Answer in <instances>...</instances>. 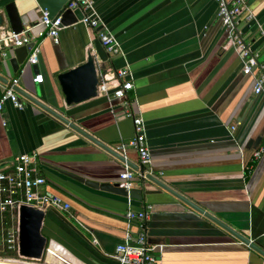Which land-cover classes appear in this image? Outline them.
I'll use <instances>...</instances> for the list:
<instances>
[{
  "label": "crops",
  "instance_id": "0c3cea01",
  "mask_svg": "<svg viewBox=\"0 0 264 264\" xmlns=\"http://www.w3.org/2000/svg\"><path fill=\"white\" fill-rule=\"evenodd\" d=\"M10 2L23 28L39 20L34 0H0V9ZM93 2L123 53L109 54L106 61H99L98 69L102 73L125 65L130 69L128 108L143 119L155 177L264 250V94L253 93L251 78L241 73L233 48L223 47L224 32L214 1ZM245 5L248 11L240 13L238 27L258 52V60L264 61L260 34L264 33V0H245ZM248 12L253 18L245 20ZM6 31L0 28V35ZM57 37V44L43 38L34 66L26 63L19 70L18 65L15 72L7 61L15 47L4 49L7 58L0 54V94L13 78H17L15 88L32 89V77L41 74L45 103L122 160L24 98L20 97L21 109L4 101L0 108L2 168L11 169L18 154L36 153L44 178L41 190L68 203L66 211L58 212L70 223L44 209L40 233L45 244L40 259H8L17 264H115L112 254L123 237L125 197L89 187L50 167L91 181L118 182L123 160L137 164V155L128 145L131 121L121 116L120 101L115 98L95 95L64 104L56 75L83 63L88 52L93 58L96 37L94 29L77 21L61 27ZM120 145L125 147L124 157L117 151ZM133 188L142 190V198H131L129 208L151 206L146 240L161 246L158 264H264L263 255L152 181L134 179Z\"/></svg>",
  "mask_w": 264,
  "mask_h": 264
},
{
  "label": "built area",
  "instance_id": "2783aa9c",
  "mask_svg": "<svg viewBox=\"0 0 264 264\" xmlns=\"http://www.w3.org/2000/svg\"><path fill=\"white\" fill-rule=\"evenodd\" d=\"M213 1L216 5V17L224 32L223 47L233 48L241 65V73L251 78L253 93L264 94V61L258 60V52L250 47L238 27L240 13L243 10L248 11L245 0ZM66 8L81 11V17L77 22L87 29H94L95 37L107 55H123L119 42L105 26L95 9L93 0H68ZM244 18L250 20L253 17L248 12ZM61 27L63 26L60 24V14L49 17L45 10H40L39 20L22 28L19 33L6 31L0 35V54L4 56V49L8 47H17L31 42L32 47L25 62L34 64L41 40L49 38L57 44V32ZM33 28H37L34 33H32ZM260 34L264 38V33ZM99 61L97 55L94 54L93 63L97 71L96 95L103 96L107 100L115 98L120 101V114L123 117H128L132 125L133 135L128 141V145L137 155V168L132 169L123 160V170L118 175L119 186L126 192L125 199L128 207L123 214V237L120 242L115 244L112 257L115 264H158L161 246L149 244L146 240V221L151 206L144 203L139 210L134 211L129 208L131 200L129 190L133 188L134 179L148 180L149 175L155 177L149 165L150 157L145 141L143 119L128 108L126 96L132 87L131 71L125 65L115 69L114 72L102 73L98 69ZM32 81L41 83L42 75L35 74ZM16 85L17 78L11 79L10 84L0 94V108L6 100L17 109L23 107L14 91ZM118 148V153L124 157V145H120ZM259 152L260 149L254 151L252 156L257 157ZM39 168L38 155L34 152L16 155L9 170L0 168V249L3 252L17 254V215L20 204H27L43 210L51 207L57 211H66L69 208L68 203L63 201L59 195L45 193L41 190L44 178L40 174ZM133 228L134 230H132Z\"/></svg>",
  "mask_w": 264,
  "mask_h": 264
},
{
  "label": "water",
  "instance_id": "95a60500",
  "mask_svg": "<svg viewBox=\"0 0 264 264\" xmlns=\"http://www.w3.org/2000/svg\"><path fill=\"white\" fill-rule=\"evenodd\" d=\"M36 6L40 10H45L49 17L56 16L60 14V24L62 26H67L75 23L81 17V11L79 9H69L66 8V3L68 0H34ZM6 27L7 31H11L13 33H19L23 28V23L20 19V16L16 10L15 5L10 2L5 4L0 9V28ZM32 47V43L28 42L21 46H17L12 50V56H10L7 61L12 69L15 72L19 67V70L23 68L26 64L25 59L29 54L30 48ZM93 48L100 59L101 62H104L108 59V55L105 53L103 48L101 47L98 40L95 38L93 41ZM7 57L4 56V59ZM32 66H34L32 64ZM4 80V79H2ZM56 81L59 86V90L61 95L63 96L64 104L68 105L71 103H77L82 100H86L90 97H94L96 95L95 92V85L97 82L96 79V70L93 63L92 55L88 52L85 58V61L73 68H70L66 71L58 73L56 75ZM14 91L18 94L17 99L20 100L24 98L28 102L34 104L35 106L39 107L43 111L47 112L48 114L52 115L62 123L66 124L72 130L77 132L79 135L87 139L88 141L92 142L93 144L97 145L110 155L119 158H122L113 151L88 133L79 129L76 125L71 123L68 119L63 117L55 107H52L45 103L46 95L43 91L41 83H34L33 88L23 91L21 89L15 88ZM54 102L57 104L59 99L56 95H52ZM130 167L136 169L137 166L129 163ZM4 165L3 163L0 164V168ZM51 169L55 170L56 172L69 177L77 182L83 183L89 187L99 189L102 191H106L109 193H113L119 196H126L125 190L119 186V182L115 181L112 183L108 182H97L91 181L89 179H85L75 173L70 171L60 169L57 167H50ZM148 180L152 181L159 187L165 189L167 192L171 193L177 199L181 200L189 207L197 211L198 213L202 214L207 219L211 220L222 229L226 230L230 235L235 237L241 243L246 245L248 248L257 251L264 257V250L258 248L249 238L239 234L229 226L225 225L214 216L205 212L200 206L195 204L193 201L179 193L178 191L168 187L165 185L160 179L149 175ZM129 196L134 199H141L142 198V190L131 188L129 190ZM52 212H54L60 219H62L66 224L70 225V223L54 208H49ZM44 218V210L33 207L27 204H20L18 207V215H17V229H18V250L17 256L20 258L25 259H40L44 244H45V237L40 233L41 222Z\"/></svg>",
  "mask_w": 264,
  "mask_h": 264
},
{
  "label": "rangeland",
  "instance_id": "374dc122",
  "mask_svg": "<svg viewBox=\"0 0 264 264\" xmlns=\"http://www.w3.org/2000/svg\"><path fill=\"white\" fill-rule=\"evenodd\" d=\"M5 257H11V258H13L15 256H14V253L3 252L0 249V264L18 263V261H16V260L7 259ZM16 257H18V256H16Z\"/></svg>",
  "mask_w": 264,
  "mask_h": 264
},
{
  "label": "bare ground",
  "instance_id": "6f19581e",
  "mask_svg": "<svg viewBox=\"0 0 264 264\" xmlns=\"http://www.w3.org/2000/svg\"><path fill=\"white\" fill-rule=\"evenodd\" d=\"M7 264H17V263H7Z\"/></svg>",
  "mask_w": 264,
  "mask_h": 264
},
{
  "label": "trees",
  "instance_id": "16d2710c",
  "mask_svg": "<svg viewBox=\"0 0 264 264\" xmlns=\"http://www.w3.org/2000/svg\"><path fill=\"white\" fill-rule=\"evenodd\" d=\"M14 256L16 257L15 253H14Z\"/></svg>",
  "mask_w": 264,
  "mask_h": 264
}]
</instances>
